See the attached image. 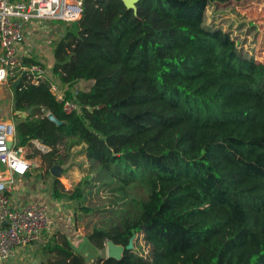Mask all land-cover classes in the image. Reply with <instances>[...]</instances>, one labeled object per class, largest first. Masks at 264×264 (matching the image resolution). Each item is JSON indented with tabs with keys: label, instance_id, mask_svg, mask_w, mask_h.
<instances>
[{
	"label": "trees",
	"instance_id": "trees-1",
	"mask_svg": "<svg viewBox=\"0 0 264 264\" xmlns=\"http://www.w3.org/2000/svg\"><path fill=\"white\" fill-rule=\"evenodd\" d=\"M83 1L53 65L82 110L66 113L48 82L12 87V108L16 146L49 148L29 159L51 167L64 142L82 145L125 199L148 191L87 238L126 248L142 234L149 256L126 248L93 264H264V62L205 23L210 3L231 0ZM80 80L94 84L75 95ZM87 183L66 191L56 178L55 196L83 199ZM45 248L53 258L40 264H87L69 243Z\"/></svg>",
	"mask_w": 264,
	"mask_h": 264
},
{
	"label": "built area",
	"instance_id": "built-area-1",
	"mask_svg": "<svg viewBox=\"0 0 264 264\" xmlns=\"http://www.w3.org/2000/svg\"><path fill=\"white\" fill-rule=\"evenodd\" d=\"M83 11V0H0V87L11 89L18 79L24 86L48 82L50 91L63 102L66 113L81 111L79 102L65 99L69 88L61 87L53 66L38 60L27 61L23 44L27 26L33 19L74 22L81 19ZM77 93L78 90H75L74 94ZM15 134L14 118L12 115L4 116V107L0 102L1 264L12 260L22 248L49 241L53 223L52 213L45 205L37 201L17 203L12 197L17 181L22 186L23 177L33 166L24 153V147L16 146ZM61 181L67 187V181Z\"/></svg>",
	"mask_w": 264,
	"mask_h": 264
},
{
	"label": "rangeland",
	"instance_id": "rangeland-1",
	"mask_svg": "<svg viewBox=\"0 0 264 264\" xmlns=\"http://www.w3.org/2000/svg\"><path fill=\"white\" fill-rule=\"evenodd\" d=\"M205 23L208 27H221L225 31H229L243 53L253 56L257 61L264 62V0H231L224 3L212 2L207 7ZM68 25L71 26L72 22L56 19L51 20L49 31L43 42L45 46L43 47L48 45L49 40L54 39L58 28L65 29ZM46 51L44 60L51 67L55 60L54 48L52 49L50 45L46 48ZM0 91H4L5 94L4 98L1 99L4 107V116L9 117L11 113L14 118L12 90L9 88L2 89L0 87ZM10 98L11 105L9 106ZM23 149L26 155L34 153L36 149H39L42 153L49 150L48 147H45L39 141H34L30 147H24ZM60 151L62 153L61 164H54L51 167L44 165L40 156L32 159V176L35 177L36 182H44L46 189L49 185L54 188L55 179L59 175L56 176V171L54 172L53 169L55 170V167H57L61 170V174L68 179L67 188H64L66 191H73L82 182L88 180L85 189V198L72 200L68 197H61L64 205H67L73 211L77 228H81L84 233L91 232L95 227H105L119 223V215L128 207L127 201L129 199L132 197L140 199L147 198L148 191L146 188L136 185L131 188L130 197L125 199L124 194L116 189V185L108 175L101 171L99 165L83 155L80 145L68 148L67 143L64 142L60 146ZM59 188L61 189V187ZM83 207H88L92 210L85 212L82 210ZM132 242L133 246L131 250L143 256H149L150 249L142 234L134 236ZM109 243V241L105 243L104 249L101 252L103 256L110 255ZM48 244L51 243L43 241L33 251V255L30 254L29 258L25 261H17L16 263L35 264V260L38 259L36 263L40 264L44 259L42 248ZM123 252L124 246L123 250L116 257H122ZM95 259L91 261V264Z\"/></svg>",
	"mask_w": 264,
	"mask_h": 264
},
{
	"label": "crops",
	"instance_id": "crops-1",
	"mask_svg": "<svg viewBox=\"0 0 264 264\" xmlns=\"http://www.w3.org/2000/svg\"><path fill=\"white\" fill-rule=\"evenodd\" d=\"M50 22L51 20L45 21V20L33 19L28 24L26 38L23 44V52L27 58V61L38 60V61H43L48 65V62L44 60V57L46 56V52H47L46 48L51 45L53 49L54 46L59 42L60 37L63 35V32H59V28H58L57 34L54 36V39L49 40L48 45L46 47H43L45 46L43 42L45 41L47 32L49 31ZM62 30L64 29L62 28ZM54 63L52 64V66L54 65ZM93 84H94V80H80L77 83H75L70 89L72 91L75 90L89 91L90 88L93 86ZM61 87L69 88L67 85L64 84H62ZM1 94L2 97L0 96V102L1 99L4 98L5 95L4 91L2 92L0 91V95ZM9 103L10 106L11 98ZM80 148H82V145H80ZM83 155L86 157L85 154ZM30 160L32 161V159ZM58 178L61 183H62L61 181L62 179L64 181L65 180L68 181V179L64 175L59 176ZM22 181H23L22 186L18 185V181H17L12 197L14 201L17 203L37 201L50 209L53 216V223H52L51 231L49 232V241H48L49 243H51L52 245L55 244V242L60 244L69 243L72 246L74 252L82 254L85 257L87 264H91V261H93L95 258L99 256L103 258L108 257V256H103L101 253L104 248H98L88 240L87 234L89 232L84 233L81 228H77L76 222L74 220L73 211L67 205H64V201L61 198L55 196L54 188H52L49 185V187L46 189V185L44 184V182L41 181L36 182L35 177L32 176V169L25 177H23ZM62 185L64 186L63 183ZM41 243H43V241L38 244L29 245L25 248L18 250L16 256L12 260L3 264H18L16 263L17 261L19 262L25 261L27 258H29V255L32 254L33 251H35V249L37 248V246H39ZM43 248H42V252H43L42 254L44 255V259L42 261L52 259L53 254L49 253L45 247ZM37 260H35V264H37L36 263ZM93 263H95V261Z\"/></svg>",
	"mask_w": 264,
	"mask_h": 264
},
{
	"label": "water",
	"instance_id": "water-1",
	"mask_svg": "<svg viewBox=\"0 0 264 264\" xmlns=\"http://www.w3.org/2000/svg\"><path fill=\"white\" fill-rule=\"evenodd\" d=\"M125 5L128 7V8H133V9H136V3L139 1V0H122ZM21 84V80L18 79L16 82L13 83V87L14 88H17L19 85ZM20 115L22 116H25L26 114L25 113H21L19 112ZM47 117L48 119H50L52 122L56 123L58 126L62 125L65 121L63 120H60L53 112H49L47 114ZM12 143H10L11 145ZM56 169L53 171L55 172L56 171V176H60L61 175V170L58 169L57 167H55ZM110 243V247H109V251H110V255L108 257H115V258H121V257H116L120 252L121 250H123V245L121 244H116L114 243L113 241H109ZM133 246V242H132V239L130 240L129 244L127 245V249L131 250ZM125 246H124V251H125ZM124 253V252H123Z\"/></svg>",
	"mask_w": 264,
	"mask_h": 264
}]
</instances>
